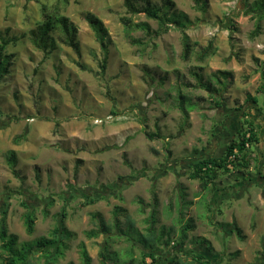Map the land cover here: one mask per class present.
<instances>
[{
    "label": "rangeland",
    "instance_id": "374dc122",
    "mask_svg": "<svg viewBox=\"0 0 264 264\" xmlns=\"http://www.w3.org/2000/svg\"><path fill=\"white\" fill-rule=\"evenodd\" d=\"M126 1L0 0V44L8 41L3 55L11 57L9 73L0 81V219L7 212L9 234L23 248L41 238L59 240L53 233L65 214L73 237L56 264H83L80 243L89 249L92 264H102L105 237L90 239L86 232L94 228L92 213L112 223L117 205L142 232L153 212L158 228L179 229L180 219H193L189 237L206 239L213 251L189 243L187 249L203 252L212 264H264V183L256 178L264 174V127L258 117L264 114V17L259 22L258 15L245 13L257 0H149L157 7L169 1V18L172 12L186 15L188 59L180 28L163 27L145 13L131 15ZM146 1L130 0L140 7ZM44 6L58 9L78 27L79 53L58 37L59 47L50 56L33 46L30 31L41 23ZM87 14L103 22L107 35L102 39ZM123 18L148 23L151 35L129 29ZM210 43L211 55L200 61L197 56ZM194 71L219 88L226 85L218 97L223 105L218 107L205 90L185 86L196 84ZM218 71L231 77L216 84ZM179 88L197 104L188 116L180 108ZM246 114L257 125L255 182L242 185L238 195L224 194L220 208L217 199L211 203L213 190L202 192L187 175L219 140L232 139ZM142 128L159 138L150 140ZM9 151L16 152L17 174L7 163ZM88 198L101 200L86 205ZM29 213L36 220L32 235L24 223ZM121 224L126 226L123 217ZM130 235L137 240L138 230ZM59 245L35 251L30 264H46L44 256L56 255ZM129 245L119 239L110 248ZM135 253L140 256L138 249ZM5 258L0 241V263Z\"/></svg>",
    "mask_w": 264,
    "mask_h": 264
},
{
    "label": "trees",
    "instance_id": "16d2710c",
    "mask_svg": "<svg viewBox=\"0 0 264 264\" xmlns=\"http://www.w3.org/2000/svg\"><path fill=\"white\" fill-rule=\"evenodd\" d=\"M60 2H67L68 0H59ZM144 7H140L130 0L126 1V7L128 13L131 15H138L145 13L150 19L156 20L159 25L166 27L169 24H175L176 27L180 28L183 32L184 39V52L183 58L188 59L189 54L192 52V46L188 41V36L184 32L185 21L187 20L186 15L179 14L177 12H172L171 18H169V10L172 4L167 1L164 3V7H157L153 5L149 0L146 1ZM164 9L166 11H164ZM246 14L258 15L259 22L262 21L264 15V0H257L248 6L245 12ZM43 19L38 25L36 30L30 31V41L33 46L39 51L43 52L45 56H50L59 47L57 37L60 39L62 44L67 47L72 48L77 53H79L78 44V27L65 15L61 14L58 9L48 10L46 6L42 8ZM86 19L89 22L92 29L97 34L98 38L107 35V29L105 28L103 22L92 14H87ZM122 22L129 29L140 30L145 34L151 35V27L148 23H135L131 18H123ZM187 23V22H186ZM261 25L258 24L255 33H260ZM160 35V34H159ZM8 45V41H4L0 44V81L9 73L10 68V56H4L3 52ZM212 43L205 48L202 55H198L197 58L200 61H204L212 53ZM102 68L105 69V64L103 63ZM199 70L203 68L199 67ZM262 78L264 80V70H262ZM192 75L196 79L195 85L185 84L186 87H195L205 90L209 96L215 102V104L220 107L223 105L221 100L218 98L224 89V87H217L211 80L199 73L198 71L192 72ZM217 83L224 84V80H228L231 77V73L226 71H218L214 75ZM178 99L180 103V108L182 112L188 116L189 109H195L197 104L195 103L192 96L186 95L180 88L178 89ZM203 100V98H200ZM249 101L258 104L256 98L249 97ZM248 117V118H247ZM143 132L150 140H155L159 138L158 134L149 133L142 128ZM259 143L257 125L255 119L245 115V119L242 120V126L238 132L237 139L233 140L231 144L227 146L226 152L222 157H202L192 168L188 175L191 180H196L199 182V187L202 192H206L211 189L213 185H216L218 179L221 177V172L224 173L226 177L225 181H244L250 182L253 180L250 168L252 167V153L253 148ZM7 163L13 173L17 174L16 166L18 164L17 156L15 151H9L7 153ZM122 200V198L120 197ZM100 198H88L86 205H93L97 203ZM188 204V203H185ZM48 212H45L47 216ZM62 219L57 224L54 235L59 236V240L55 239L49 240L46 238H41L36 242V244H25L23 248L17 247V237L15 235L9 234L7 225V212H4L0 219V241L1 249L6 255L5 261L0 264H30L29 258L35 251L42 252L46 248L55 242H59L58 251L56 255H45L47 258L46 264H56L59 256L65 254L68 250L69 243L67 241L73 237V233L69 231L65 226V214H62ZM125 219V227L121 224V218ZM92 223H94V228L86 232V236L90 239H97L100 236L105 237V248L100 257L103 260L102 264H159L157 260V251L162 249L168 250L170 255L173 257L172 264H212V260L207 257L203 252L195 251L193 248L187 249V244L191 246L205 245L209 252H212V248L208 247V241L202 237H189V232L195 230V222L193 219H188L183 222L181 219L179 221V229L170 226H161L158 228L157 220L155 217V212L152 213L150 219H147V227L144 232L137 228L135 220L129 215L128 210L122 206H115L113 210V222L109 223L100 213L91 214ZM209 220H212L209 218ZM25 227L29 235L34 233L35 229V217L33 214L29 213L25 217ZM186 223V224H185ZM222 225V224H221ZM138 230V239L135 240L131 237L130 231L134 229ZM119 231L120 234L116 235L114 232ZM239 235L241 234L240 229L236 228ZM179 234V238L173 241L174 237ZM119 239L128 242L130 245L126 248L120 250H112L110 245L117 243ZM80 255L83 260V264H92V257L88 253L86 245L80 243ZM139 250V257L136 256L135 250ZM147 259L151 262L147 263Z\"/></svg>",
    "mask_w": 264,
    "mask_h": 264
},
{
    "label": "crops",
    "instance_id": "0c3cea01",
    "mask_svg": "<svg viewBox=\"0 0 264 264\" xmlns=\"http://www.w3.org/2000/svg\"><path fill=\"white\" fill-rule=\"evenodd\" d=\"M258 105L259 104H257L256 106H258ZM256 109L258 110V108H256ZM256 109H254V110H256ZM231 112L233 113L234 111H231ZM230 116H232V115L229 114V117ZM258 117L263 118L262 125L264 127V114H262L261 116H258ZM241 124H242V121L239 122V125H241ZM240 129H241V126L238 127V130H236L237 132H234L232 134V136H233L232 139L230 138V140H227V141H225V138H224V140H219L218 144L216 143V145H214V147L211 148L210 152L207 151L202 157H215V158L222 157L224 155V153L226 152L227 146L229 144H231L233 142V140L237 139V135H238V132L240 131ZM215 150H217V151H215ZM261 150H263V149L260 146V147H258L257 152L260 153ZM219 152H220V155H219ZM202 157H200V158H202ZM190 161H192V159H190ZM198 161H199V159H196V162L191 167L193 168ZM261 167H264V162H263V164H261L260 168ZM130 168H134V167H132L130 164ZM250 171L252 172V167L250 168ZM187 177H188V175H187ZM224 178L226 179V177H224ZM252 178H254V175L252 176ZM256 178L259 179V181H263V183H264V174L262 172H259L257 174ZM193 181H196V180H193ZM252 181L255 182V179H253ZM252 181H250V182H252ZM217 182L220 183V186L213 185L211 187V190H213L211 203H215L214 201H215V199H217V202L215 205L221 204L220 208H221L222 204H224V200H223L224 194H226L227 192H233V194L238 195L241 193V189H243L242 185L245 184V185L249 186V184H250V182H244V181H240V182L229 181V182H227V181L223 180V177H220ZM178 186L179 185H177V188H178ZM182 190H183V187H181V188L179 187V191H182ZM182 192H184V191H182ZM211 205H214V204H211ZM178 238H179V234L176 235V238L174 237L173 241L175 242V240H177ZM86 248H87V246H86ZM87 250H88V253L90 254L89 249H87ZM90 256L92 257L91 254H90ZM156 257H157L159 264H172L173 260H174L173 257L168 252V250H165V249L157 251ZM150 262H151V260L147 259V263H150Z\"/></svg>",
    "mask_w": 264,
    "mask_h": 264
}]
</instances>
